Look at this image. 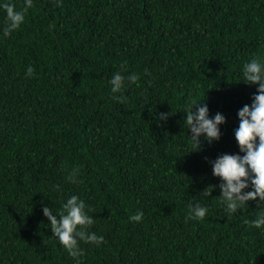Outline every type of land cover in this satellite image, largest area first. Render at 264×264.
Returning <instances> with one entry per match:
<instances>
[{"label":"trees","instance_id":"1","mask_svg":"<svg viewBox=\"0 0 264 264\" xmlns=\"http://www.w3.org/2000/svg\"><path fill=\"white\" fill-rule=\"evenodd\" d=\"M5 19L0 7V264H264V232L250 227L261 207L228 217L212 174L239 153L237 113L257 91L242 68L264 63V0H33L8 37ZM193 101L226 118L199 148L185 120ZM72 195L104 238L79 242L77 258L42 211Z\"/></svg>","mask_w":264,"mask_h":264},{"label":"clouds","instance_id":"2","mask_svg":"<svg viewBox=\"0 0 264 264\" xmlns=\"http://www.w3.org/2000/svg\"><path fill=\"white\" fill-rule=\"evenodd\" d=\"M0 7L6 14L2 35L8 37L24 23L25 13L33 7V0H24L22 10H17L11 3H4ZM33 74L34 69L29 66L26 75L32 77ZM242 76L241 80L246 84L257 86L251 104H245L237 113L240 122L234 135L239 146V153L243 155L239 153L220 155L212 162V174L221 181L219 184L221 203L228 217L243 209L249 201H257L262 210L251 221L250 227L264 232V63L258 58L251 59L243 65ZM138 79L135 73L127 77L130 83H135ZM124 82L125 77L121 73L113 74L108 81L112 93L121 91ZM117 99H122V97H117ZM198 102L200 101L191 102L185 109L187 113L185 120L191 131L190 136L194 142V148H199L201 136L209 144L218 140L221 136L219 126L226 121L221 113L210 118L207 104ZM167 115V113H162L160 118L166 119ZM77 174V171H72L66 178L69 182H77ZM211 191L206 188L202 195L209 197ZM42 211L49 221L54 237L70 256L77 258L82 254L79 242L96 246L103 243V236L88 231L94 224V220L88 214L90 208L86 202L77 195L67 198L58 213L54 214L53 209L47 206L43 207ZM207 211L206 207L195 204L191 207V218L202 220ZM142 217L143 212H137L129 219L140 222Z\"/></svg>","mask_w":264,"mask_h":264}]
</instances>
